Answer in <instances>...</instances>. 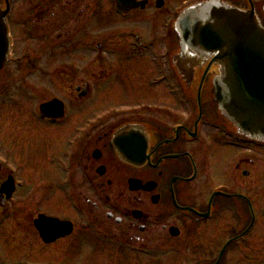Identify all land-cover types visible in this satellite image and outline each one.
Wrapping results in <instances>:
<instances>
[{
	"label": "flooded vegetation",
	"instance_id": "flooded-vegetation-1",
	"mask_svg": "<svg viewBox=\"0 0 264 264\" xmlns=\"http://www.w3.org/2000/svg\"><path fill=\"white\" fill-rule=\"evenodd\" d=\"M199 1L0 0V91L26 95L5 112L39 148L0 155V264H264V145L221 118L213 67L189 85L174 69L173 24ZM50 100L63 111L39 117Z\"/></svg>",
	"mask_w": 264,
	"mask_h": 264
},
{
	"label": "water",
	"instance_id": "water-1",
	"mask_svg": "<svg viewBox=\"0 0 264 264\" xmlns=\"http://www.w3.org/2000/svg\"><path fill=\"white\" fill-rule=\"evenodd\" d=\"M173 28L179 40L173 58L179 75L189 83L193 69L208 63L215 69L212 85L220 115L238 135L264 143V27L254 11L206 0L182 11ZM8 50L5 13L0 12V70ZM58 107L54 102L43 105L40 115L54 116ZM139 158L145 160L143 153Z\"/></svg>",
	"mask_w": 264,
	"mask_h": 264
},
{
	"label": "rangeland",
	"instance_id": "rangeland-1",
	"mask_svg": "<svg viewBox=\"0 0 264 264\" xmlns=\"http://www.w3.org/2000/svg\"><path fill=\"white\" fill-rule=\"evenodd\" d=\"M229 1H233L237 3L238 5H240L241 7L244 6L243 0H229ZM255 3L259 5L260 4L263 5L264 0H255ZM35 82H36L35 79L30 80V84L40 85L39 82H36V84ZM28 83H29V80L27 81V84ZM41 84H42V81H41ZM44 84H47V83H44ZM48 90H49V93L45 94V96L51 97L53 95V89H48ZM7 92L8 91H0V145L2 147V152L0 150V155L1 156L5 155L4 149L9 150V153H10V149L13 148V157H19V158L26 157V156H29L32 151L39 149V148L32 141H26L25 139H23V145L18 142L16 136L13 134L14 131L12 128L10 115H7V113L5 112V111H8V108H7L9 106L8 103H10L11 101H22L23 94H24V100H23L24 102L26 100V95L25 93L23 94L17 93L15 97H11L9 93ZM205 100L206 102H209V98ZM22 146H23V151L19 153L17 149ZM18 163L19 161H17L15 158H12L10 159L8 164L17 169V173H16L17 177L21 179H25V171L27 170V168L25 166L18 165ZM263 237H264V234H263ZM4 255L6 257V260H17V259L28 258V256L24 255L23 252H10V251L4 250ZM29 258L31 260H35L32 257H29Z\"/></svg>",
	"mask_w": 264,
	"mask_h": 264
}]
</instances>
